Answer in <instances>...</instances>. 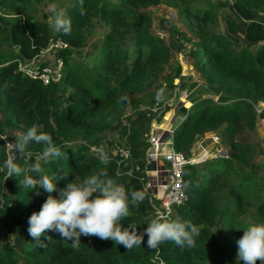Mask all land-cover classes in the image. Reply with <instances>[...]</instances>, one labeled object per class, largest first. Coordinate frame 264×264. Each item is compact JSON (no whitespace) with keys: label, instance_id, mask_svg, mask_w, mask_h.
<instances>
[{"label":"trees","instance_id":"obj_1","mask_svg":"<svg viewBox=\"0 0 264 264\" xmlns=\"http://www.w3.org/2000/svg\"><path fill=\"white\" fill-rule=\"evenodd\" d=\"M44 1L0 0V136H7L0 139V162L8 155L6 143L15 140L13 133L35 124L64 153L62 158L41 161L44 173L57 179L67 176L56 181L54 197L69 181L91 174L111 178L126 190L144 191L153 118L160 104L173 102L174 80L182 73L178 66L166 76L164 88L150 89L166 69H173L172 53L149 32V18L143 10L165 0H73L62 14L70 20L71 30L58 32L70 48L54 52L55 60L62 59L65 73L49 84L20 69V64L33 61L48 48L54 34L49 23L37 16V5ZM179 1V17L193 33L189 57L194 69L212 83L216 81L218 89L226 93L222 101L209 97L197 100L189 110L183 106L177 110L180 126L173 143L177 152L191 156L194 145L206 133L218 135L229 147L228 158L215 159L202 169L195 165L184 169L187 198L174 209L171 219L190 220L198 227L194 245L182 249L164 241L156 249H148L142 240L140 246L126 249L111 240L82 235L73 248L59 233L45 230L46 236L40 238L43 246H39L28 235L27 218L40 209L49 194L43 189L20 190L18 180L22 177L9 176L3 181L0 175V264H19L21 258L23 264H243L236 259V241L243 235L240 228L264 222L263 191L254 180L257 173L245 168L255 154L254 145L241 138L264 119V110L260 113L256 107L264 104V25L255 21L264 10V0H236L234 5L250 22L246 37L259 45L255 53L234 48L228 36L211 29L217 22L213 4L205 8L200 0ZM105 25L109 31L94 63L72 62V49L85 48L96 26ZM228 27L232 35L237 34L233 22L229 21ZM160 89L164 90L163 99L157 98ZM174 106L170 104L168 109ZM141 107L145 111L138 112L121 130L122 145L104 138L126 108L136 112ZM117 146L128 148L129 161L120 157ZM92 147L108 152L106 165L99 162ZM27 151L28 160L16 154L22 167L35 160L42 146L32 143ZM126 172H132L133 177ZM252 198L259 199V218L249 222L245 212ZM153 215L146 197L130 205L129 216L121 224L133 226L139 233L146 227L145 217ZM7 230L14 231L22 242L18 249L3 246L1 235Z\"/></svg>","mask_w":264,"mask_h":264},{"label":"clouds","instance_id":"obj_2","mask_svg":"<svg viewBox=\"0 0 264 264\" xmlns=\"http://www.w3.org/2000/svg\"><path fill=\"white\" fill-rule=\"evenodd\" d=\"M81 14L84 12L81 10ZM49 27L53 31L68 33L71 30L70 20L61 13L49 18ZM164 90L157 92V98L163 99ZM7 136H0L5 139ZM13 142L6 143L8 155L0 162V175L3 181L9 176H20L19 186L28 191L43 189L48 193L38 211H33L27 218V232L32 240L43 246L41 236L45 230H52L71 243L75 248L82 235H94L100 239L111 240L116 245L132 249L141 245L142 240L148 249H156L164 241H171L180 248L192 247L199 229L190 220L171 219L162 212L145 217L146 227L141 232L133 226H123L121 221L129 216V208L146 198L143 190H126L125 187L111 178H100L91 174L82 180L69 181L58 191L56 181L67 176L55 178L42 171L41 160L62 158L61 146L53 142L52 137L39 130L33 124L22 133L14 135ZM35 143L42 146V151L35 160L22 167L16 161L28 160V145ZM75 151V148L72 149ZM101 164L109 162V154L103 147L95 149ZM31 173V174H30ZM38 174V175H33ZM39 194V191H36ZM95 194V195H94ZM243 235L236 241V259L243 264H256L257 260L264 264V222L248 224ZM147 237L144 240V237Z\"/></svg>","mask_w":264,"mask_h":264},{"label":"rangeland","instance_id":"obj_3","mask_svg":"<svg viewBox=\"0 0 264 264\" xmlns=\"http://www.w3.org/2000/svg\"><path fill=\"white\" fill-rule=\"evenodd\" d=\"M73 0H46L43 4H38L39 8L38 18L46 20L49 23V18L55 13L63 14L66 7L71 4ZM117 1V0H115ZM203 3V7L206 8L209 4L215 6L214 14L217 17V22L212 24L210 27L212 30L219 34L228 36L233 47L236 49L248 48L255 53L258 50L259 45L247 39L246 32L249 25V21L242 18L234 7L236 0H200ZM176 2L181 3L179 0H165L162 4L157 6H150L143 10L146 16L149 18V32L159 39L160 45H167L171 49L172 66L173 69H166V72L157 77L151 86L152 91L160 86L164 88L167 82L166 76L169 73H174L175 68L178 66L182 67L181 76L174 80L176 89L174 91L173 102L160 104L157 115L153 118L152 131L151 133L161 132L162 130H176L175 135L179 133V116H177V110L183 106L189 110L192 105L199 99L213 98L214 101L219 102L226 98L224 92L220 91L219 85L216 81L212 83L206 75L202 74L198 70L194 69L192 59L189 57V52L192 48V36L193 33L188 28V23H185L182 18L179 17V9ZM208 9V8H207ZM213 14V13H212ZM233 22L237 27V34L232 35L229 31L228 22ZM259 23L264 25V10H261L257 20ZM109 31V26H96L92 34L87 39V45L82 49H72V62L78 63L80 61L93 64L96 55L104 41L106 34ZM60 38L58 31H54V34L49 39L48 48L35 57L33 61L29 63L20 64V69L24 74L28 73V70L37 72L41 65H45L41 70L49 69L52 71L54 77L59 76L61 72L65 73L62 69L64 65L56 59L54 56V44ZM129 41L126 40V44ZM133 50V48H132ZM55 61V62H54ZM62 71L60 72V70ZM161 90V89H160ZM170 104L173 106L170 109ZM257 110L261 113L264 110V104L260 103L256 105ZM168 109V110H167ZM144 112L145 107H141L138 111L133 112L131 108H126L120 115L118 121L105 133L107 140L115 142V144L122 145L123 137L121 136V130L129 124L138 114V112ZM175 120V121H174ZM174 122V123H173ZM10 132V130H8ZM20 132H14L18 134ZM216 134L206 133L204 136L199 138L198 142L194 145L191 156L199 157L201 154L205 155L207 159L201 163H198L200 169L205 164L218 159L228 157L229 147L221 142V139L216 141L214 139ZM226 140L229 146L231 145L230 132L226 133ZM242 139L247 142H251L254 145L255 154L252 160H250L245 168L247 171H253L257 173L254 180L263 191L264 196V119L260 118L257 121L256 128L254 131H248ZM240 138V139H241ZM241 139V140H242ZM122 147V146H121ZM224 150V155L220 154V151ZM205 153V154H204ZM222 155V156H221ZM43 161V160H41ZM45 163V161H43ZM159 168L162 170V163L159 162ZM238 181V179H236ZM254 184V185H256ZM24 190V189H20ZM256 193V192H255ZM40 196V193L37 194ZM43 196V194H42ZM259 201V199H258ZM258 201L255 199L249 200V206L245 212V216L249 217V222H253L259 218L257 216ZM1 241L5 247L19 248L21 241L16 233L12 230H7L2 233ZM22 255V252H20ZM22 258L19 264H23ZM162 264L161 261H158Z\"/></svg>","mask_w":264,"mask_h":264},{"label":"built area","instance_id":"obj_4","mask_svg":"<svg viewBox=\"0 0 264 264\" xmlns=\"http://www.w3.org/2000/svg\"><path fill=\"white\" fill-rule=\"evenodd\" d=\"M65 48H70V45L60 38L54 44L55 50H62ZM57 60L63 65L62 59ZM26 75L33 78L39 77L44 84H49L52 81H59L62 76V72L59 76L54 77L50 68H46L43 72L37 71L31 73V71L28 70ZM175 131V129L173 131H167L165 129L161 132L151 133L148 138V142L151 146L146 155L147 177L146 183L144 184V192L150 203L153 214L155 215V213L159 211L167 215L169 218H172L174 209L177 206L182 205L187 198L183 178L185 167L188 165L196 166L198 163L207 159V157L203 154L197 157V155L186 156L183 153L177 152L173 146ZM167 132L169 133L168 137L162 141L163 136H165ZM213 136H215L214 139L216 141L220 139L218 135ZM95 149L96 147H92L93 151H95ZM117 150L123 160H130V152L128 148L117 146ZM224 153V150L220 151V154L224 155ZM159 162H164L162 170L159 168ZM136 170L140 171V167L136 166ZM163 173H166V177L162 176ZM126 174L133 177L132 172H126Z\"/></svg>","mask_w":264,"mask_h":264},{"label":"water","instance_id":"obj_5","mask_svg":"<svg viewBox=\"0 0 264 264\" xmlns=\"http://www.w3.org/2000/svg\"><path fill=\"white\" fill-rule=\"evenodd\" d=\"M169 133L167 132L165 136H163L162 141L165 140L166 137H168Z\"/></svg>","mask_w":264,"mask_h":264},{"label":"crops","instance_id":"obj_6","mask_svg":"<svg viewBox=\"0 0 264 264\" xmlns=\"http://www.w3.org/2000/svg\"><path fill=\"white\" fill-rule=\"evenodd\" d=\"M174 121H175V120H174ZM173 123H174V122H173ZM163 163H164V162H162V168H163ZM162 176H163V177H166V173H163Z\"/></svg>","mask_w":264,"mask_h":264}]
</instances>
